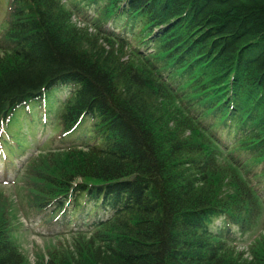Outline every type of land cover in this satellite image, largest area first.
<instances>
[{"label":"trees","instance_id":"16d2710c","mask_svg":"<svg viewBox=\"0 0 264 264\" xmlns=\"http://www.w3.org/2000/svg\"><path fill=\"white\" fill-rule=\"evenodd\" d=\"M7 26L2 154L36 102L67 143L27 164L77 236L37 264H264V235L235 248L264 210V0H10ZM0 264H29L4 208Z\"/></svg>","mask_w":264,"mask_h":264},{"label":"rangeland","instance_id":"374dc122","mask_svg":"<svg viewBox=\"0 0 264 264\" xmlns=\"http://www.w3.org/2000/svg\"><path fill=\"white\" fill-rule=\"evenodd\" d=\"M9 12L10 0H0V40L3 39L8 27ZM72 20L77 26L86 28L90 34H96L94 28L83 23L79 17L74 16ZM100 42L108 46L103 39H100ZM117 47L118 45L115 44V48ZM52 95L53 108V104L55 106L58 99L54 93ZM36 105L38 106L37 102L31 104L29 113L25 107L20 108L8 132L5 133L2 143L8 145L12 153L11 157L5 151L2 154L0 147V209L4 208L8 213L13 228V238L29 264L46 262L51 257V253L59 254L66 250L70 253L74 252L77 237L71 235L68 229H60L61 222L49 221L51 217L49 212L37 211L32 206L29 185L25 181L29 171L27 164L35 157L39 158L67 145L60 141L59 122L55 121L54 125L51 124L50 116L52 113L53 118L55 107L52 112L45 109L40 111L44 116L41 120L38 116L39 110L37 114L33 112V107ZM89 139L94 141L93 137ZM7 159L10 161H6ZM222 224V220H217L215 226L221 227ZM262 235H264V210L255 227L245 235H239L236 250L242 253L243 258L250 260L251 245Z\"/></svg>","mask_w":264,"mask_h":264}]
</instances>
